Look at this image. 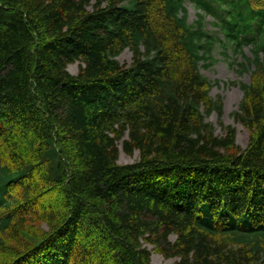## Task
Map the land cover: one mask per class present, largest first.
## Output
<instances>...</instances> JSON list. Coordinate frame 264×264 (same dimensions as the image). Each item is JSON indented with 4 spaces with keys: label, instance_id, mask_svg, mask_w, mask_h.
<instances>
[{
    "label": "trees",
    "instance_id": "16d2710c",
    "mask_svg": "<svg viewBox=\"0 0 264 264\" xmlns=\"http://www.w3.org/2000/svg\"><path fill=\"white\" fill-rule=\"evenodd\" d=\"M218 45L253 70L233 113L246 149L207 121ZM153 253L264 264V0H0V264Z\"/></svg>",
    "mask_w": 264,
    "mask_h": 264
},
{
    "label": "rangeland",
    "instance_id": "374dc122",
    "mask_svg": "<svg viewBox=\"0 0 264 264\" xmlns=\"http://www.w3.org/2000/svg\"><path fill=\"white\" fill-rule=\"evenodd\" d=\"M189 22L194 23L197 21L199 11L191 4L187 5ZM206 30L214 33L220 39L222 36L217 28L213 26V19L211 17L206 18ZM246 57H251L249 48H245L243 51ZM119 61L124 65H130L132 61V53L125 51L119 58ZM213 65L210 68H201L202 75L208 78L213 83V88L210 92V96L216 100L221 99L223 103V114L219 116L217 112L207 119L216 128V134L222 136L224 134L220 123L224 126H233L237 130V143L243 149H246L250 141V131L237 124L233 118V113L239 108L240 103L243 100L244 92L242 85H249L252 82L253 70L242 71L239 64L245 63L244 57L241 54H236L232 49H229L227 55L223 54L222 49L218 45L212 53ZM69 72L73 75H77L79 72V64L71 65ZM139 160V153L136 152L133 157L126 155L121 151L119 164L130 165ZM175 240V238H172ZM153 264H176V259H165L161 255L153 253Z\"/></svg>",
    "mask_w": 264,
    "mask_h": 264
}]
</instances>
